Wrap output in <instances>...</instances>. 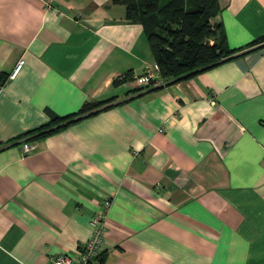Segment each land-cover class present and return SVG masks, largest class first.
I'll return each mask as SVG.
<instances>
[{
	"label": "crops",
	"instance_id": "1",
	"mask_svg": "<svg viewBox=\"0 0 264 264\" xmlns=\"http://www.w3.org/2000/svg\"><path fill=\"white\" fill-rule=\"evenodd\" d=\"M219 3L236 55L137 93L154 57L124 4L0 0V75L25 59L0 82V264L78 252L105 197L101 264H264V0Z\"/></svg>",
	"mask_w": 264,
	"mask_h": 264
},
{
	"label": "trees",
	"instance_id": "2",
	"mask_svg": "<svg viewBox=\"0 0 264 264\" xmlns=\"http://www.w3.org/2000/svg\"><path fill=\"white\" fill-rule=\"evenodd\" d=\"M125 5L129 21L139 22L152 51L159 75L166 83L184 79L233 57L238 48L229 47L225 32L217 18L221 9L219 0H112ZM264 48V34L250 44ZM249 48L243 52L249 51ZM238 53V54H240ZM133 78L130 71L114 79L123 82ZM7 74L0 75V82ZM151 85H138L142 93ZM159 86V85H155ZM109 99L86 100L75 111L60 115L50 112V120L25 131L29 139L45 136L72 121L94 114L111 104ZM99 254L96 264H101Z\"/></svg>",
	"mask_w": 264,
	"mask_h": 264
},
{
	"label": "built area",
	"instance_id": "3",
	"mask_svg": "<svg viewBox=\"0 0 264 264\" xmlns=\"http://www.w3.org/2000/svg\"><path fill=\"white\" fill-rule=\"evenodd\" d=\"M24 60L25 59L22 56L18 58L15 65L8 73L7 78H12L17 74L24 63ZM134 80L137 85L155 86L166 84V80L159 75V67L155 62L151 67H148L145 72L136 75ZM32 146L33 144L28 141L23 143V149L25 151L29 150ZM110 203V198L105 197L103 200V209L91 216V233L82 243L80 250L73 254L60 252L51 259L49 264H96L97 258L101 252V244L105 236V230L107 227L106 214Z\"/></svg>",
	"mask_w": 264,
	"mask_h": 264
}]
</instances>
